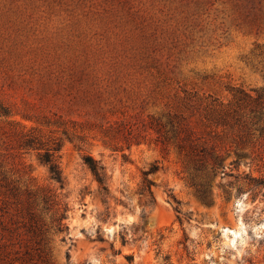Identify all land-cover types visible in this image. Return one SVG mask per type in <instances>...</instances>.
Instances as JSON below:
<instances>
[{
    "label": "rangeland",
    "instance_id": "obj_1",
    "mask_svg": "<svg viewBox=\"0 0 264 264\" xmlns=\"http://www.w3.org/2000/svg\"><path fill=\"white\" fill-rule=\"evenodd\" d=\"M0 103V264H264V189L233 185L259 174L235 121L264 118V0H0ZM182 125L219 148L216 174ZM56 144L62 188L38 159Z\"/></svg>",
    "mask_w": 264,
    "mask_h": 264
},
{
    "label": "trees",
    "instance_id": "obj_2",
    "mask_svg": "<svg viewBox=\"0 0 264 264\" xmlns=\"http://www.w3.org/2000/svg\"><path fill=\"white\" fill-rule=\"evenodd\" d=\"M241 95L246 96L245 92L239 91ZM254 112L251 117L248 119L239 120L236 119L235 123H239L240 129V140L250 143L249 151L247 153L239 152L237 155L238 159L243 156H248L249 166H254V169L259 173L257 176L253 175L251 172L241 173L235 176V192L234 195L241 194L242 191H246L251 195L252 198H255L260 192H263L264 189V118L263 114ZM9 115L8 109L0 103V116ZM177 132V131H175ZM178 147L183 150L188 147L187 155L197 156L200 158L196 161L195 167L196 170L203 171L206 174H216L215 167L220 163L221 153L219 148L216 145L211 144L207 140H200L199 136H196L194 132L189 128L186 131V125L179 126L178 128ZM33 137L28 134H23L19 140L18 146L20 148H37L33 146L34 144ZM187 143V144H186ZM57 144L49 149H45L42 154L39 155L38 159L46 165L49 178L58 184L59 187L63 186V177L61 170L57 161L55 152L57 151ZM82 162L92 173L94 179L96 180L99 190L101 193H108V175L105 170V167L101 164L99 160L94 159L89 154H84L82 156ZM158 170V164L156 162L152 163L149 168L142 172V180L140 193L145 197V202L151 205L155 204V198L152 191L153 182L150 179L149 175ZM230 186L233 187L232 182H229ZM197 186V193L200 198L204 201H209L210 189L208 188L207 182H202L200 184H193ZM224 187V185H222ZM17 188L13 186L11 191H15ZM53 194L51 189H48L41 198L42 201L46 204L49 201V197ZM232 195L231 190L223 188V197L227 201ZM170 196L174 198L172 194ZM177 203H179L177 201ZM57 206L58 217L56 220L61 224V221L66 217V206L61 205L58 200L55 202ZM178 209V208H177ZM179 211V210H178ZM180 223L182 220L179 218ZM244 261L251 263L250 259H245Z\"/></svg>",
    "mask_w": 264,
    "mask_h": 264
}]
</instances>
